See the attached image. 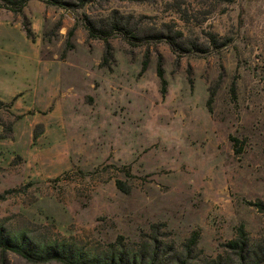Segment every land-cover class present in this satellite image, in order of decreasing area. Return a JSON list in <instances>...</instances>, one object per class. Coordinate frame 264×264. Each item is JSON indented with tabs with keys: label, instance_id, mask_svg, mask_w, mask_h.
I'll return each instance as SVG.
<instances>
[{
	"label": "rangeland",
	"instance_id": "374dc122",
	"mask_svg": "<svg viewBox=\"0 0 264 264\" xmlns=\"http://www.w3.org/2000/svg\"><path fill=\"white\" fill-rule=\"evenodd\" d=\"M65 1L0 7V226L83 251L198 232L194 264L241 227L264 245V0ZM113 19L182 50L116 35L107 60L86 21Z\"/></svg>",
	"mask_w": 264,
	"mask_h": 264
},
{
	"label": "trees",
	"instance_id": "16d2710c",
	"mask_svg": "<svg viewBox=\"0 0 264 264\" xmlns=\"http://www.w3.org/2000/svg\"><path fill=\"white\" fill-rule=\"evenodd\" d=\"M31 0H0V7L10 11L14 15H22L25 6ZM47 5L57 6L65 10H72L71 3L65 0H40ZM87 3V0H80ZM86 29L90 39H99L104 42V58L111 57L112 47L109 43L110 38L119 35L131 44L141 40L163 41L168 40L173 52L181 51L177 44V37H166L162 33H140L138 29L131 28L126 20L113 19L112 22L86 21ZM28 37L32 34L26 30ZM72 32L69 33V36ZM179 38H182L179 37ZM197 46L192 45L196 50ZM177 49V50H176ZM148 57L142 65V72L148 66ZM156 73L161 84V94L166 92L167 81L164 78V70L161 58L158 59ZM214 92L211 93L207 106L213 101ZM116 187L123 193H129L130 189L121 181L115 182ZM261 207V205H257ZM264 209V208H263ZM157 227H152V232L157 233ZM148 241L137 246L138 249L127 248L119 239L116 244L100 251H83L65 242L42 240L26 230L7 231L0 226V251L1 253H13L30 264H48L56 262L59 264H194L197 258L194 256L199 241L198 232L192 233L191 237L182 244V250L177 251L174 245H169L162 241L158 235L145 236ZM225 256L219 255L215 259L206 257L198 262L200 264H262L264 263V245L255 248L251 247L244 228L237 231L236 238L227 243ZM234 256V259L230 257Z\"/></svg>",
	"mask_w": 264,
	"mask_h": 264
}]
</instances>
